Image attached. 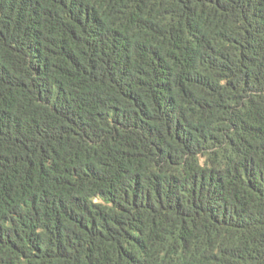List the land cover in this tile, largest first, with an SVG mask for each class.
I'll use <instances>...</instances> for the list:
<instances>
[{
  "label": "trees",
  "instance_id": "obj_1",
  "mask_svg": "<svg viewBox=\"0 0 264 264\" xmlns=\"http://www.w3.org/2000/svg\"><path fill=\"white\" fill-rule=\"evenodd\" d=\"M0 264H264V0H0Z\"/></svg>",
  "mask_w": 264,
  "mask_h": 264
}]
</instances>
